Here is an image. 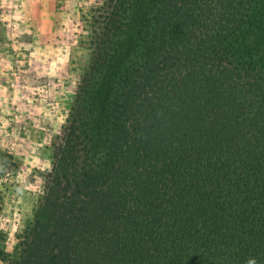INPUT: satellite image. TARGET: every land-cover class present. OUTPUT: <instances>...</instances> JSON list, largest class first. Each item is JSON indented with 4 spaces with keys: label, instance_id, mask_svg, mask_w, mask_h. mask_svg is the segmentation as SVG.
Segmentation results:
<instances>
[{
    "label": "trees",
    "instance_id": "16d2710c",
    "mask_svg": "<svg viewBox=\"0 0 264 264\" xmlns=\"http://www.w3.org/2000/svg\"><path fill=\"white\" fill-rule=\"evenodd\" d=\"M261 0H106L9 264H264Z\"/></svg>",
    "mask_w": 264,
    "mask_h": 264
},
{
    "label": "rangeland",
    "instance_id": "374dc122",
    "mask_svg": "<svg viewBox=\"0 0 264 264\" xmlns=\"http://www.w3.org/2000/svg\"><path fill=\"white\" fill-rule=\"evenodd\" d=\"M105 1L0 0V264L18 258L34 219ZM246 35L263 56L264 31Z\"/></svg>",
    "mask_w": 264,
    "mask_h": 264
},
{
    "label": "clouds",
    "instance_id": "9594fccd",
    "mask_svg": "<svg viewBox=\"0 0 264 264\" xmlns=\"http://www.w3.org/2000/svg\"><path fill=\"white\" fill-rule=\"evenodd\" d=\"M245 264H258V261L255 257H249L246 261Z\"/></svg>",
    "mask_w": 264,
    "mask_h": 264
}]
</instances>
